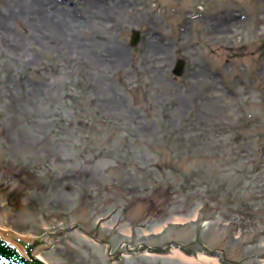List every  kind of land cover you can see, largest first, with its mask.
Returning <instances> with one entry per match:
<instances>
[{"label":"rangeland","instance_id":"obj_1","mask_svg":"<svg viewBox=\"0 0 264 264\" xmlns=\"http://www.w3.org/2000/svg\"><path fill=\"white\" fill-rule=\"evenodd\" d=\"M11 1L0 229H51L47 264H214L205 246L218 264H264V0H125L118 14L110 0L107 31L65 0L85 26L73 39L9 21ZM174 240L184 255L159 253Z\"/></svg>","mask_w":264,"mask_h":264},{"label":"bare ground","instance_id":"obj_2","mask_svg":"<svg viewBox=\"0 0 264 264\" xmlns=\"http://www.w3.org/2000/svg\"><path fill=\"white\" fill-rule=\"evenodd\" d=\"M65 0H12L10 3V9L6 12V19L18 20L22 17L32 20L34 23L38 24L41 31H50V29L55 30L65 39H73L80 35L84 31V22L80 21L73 13V7L67 8V1ZM92 8L93 13L97 17L99 23H105L106 31L109 29V8L110 0H85ZM113 7L110 9L112 14H118L119 11H127V2L125 0H112ZM51 8V9H50ZM50 9V10H48ZM99 11L98 13L96 12ZM125 13V12H123ZM98 23V22H97ZM150 49L152 52H156L158 49L153 44H150ZM156 56V55H155ZM124 63L125 58L123 50L121 48H116L111 51L109 56L110 66L115 62ZM1 233H12L13 236H20L15 234L10 230H1ZM22 238H27L22 236ZM28 242L33 241L32 238H27ZM45 243H52L51 237ZM173 254H177L173 252ZM41 261L43 258L39 256V253L33 256ZM210 258V257H209ZM203 259V258H202ZM214 264H218L217 258H211ZM199 260V258L197 259ZM203 260H206L205 258Z\"/></svg>","mask_w":264,"mask_h":264},{"label":"water","instance_id":"obj_3","mask_svg":"<svg viewBox=\"0 0 264 264\" xmlns=\"http://www.w3.org/2000/svg\"><path fill=\"white\" fill-rule=\"evenodd\" d=\"M139 40H140V33L138 31H134L132 42H131L132 45L136 46ZM184 67H185V62L183 60H179L176 64V67L173 73L177 76H181L183 74ZM46 234H49V236L52 237L55 233H52L50 229L48 231L43 232L42 235H35L34 241L30 243V242H27L28 241L27 238H22L21 235L13 236L12 233H1L0 232V264H45L43 261H41L40 259L36 257L34 258L33 256L38 254L36 250H40L41 248L44 247L45 244H52V243H45L47 240H49L48 236L40 237ZM36 237H39V238H36ZM4 240L8 242L10 245L17 247V249L20 251V253L24 257L21 254H19V252L15 248L10 246ZM105 243L109 244L108 241H105ZM179 245L184 246L182 244H179ZM148 251L151 252L152 248L148 247ZM206 251L210 252V250L207 248H206ZM25 257H27L28 259ZM29 258L31 260H29ZM225 260H226V257H225Z\"/></svg>","mask_w":264,"mask_h":264}]
</instances>
